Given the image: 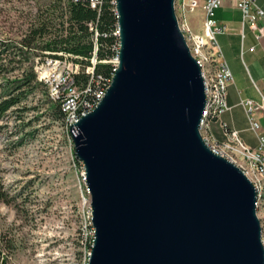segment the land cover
Instances as JSON below:
<instances>
[{"label": "water", "instance_id": "water-1", "mask_svg": "<svg viewBox=\"0 0 264 264\" xmlns=\"http://www.w3.org/2000/svg\"><path fill=\"white\" fill-rule=\"evenodd\" d=\"M119 63L72 133L96 229L89 264H264L256 189L206 144L202 68L176 0H116Z\"/></svg>", "mask_w": 264, "mask_h": 264}, {"label": "rangeland", "instance_id": "rangeland-1", "mask_svg": "<svg viewBox=\"0 0 264 264\" xmlns=\"http://www.w3.org/2000/svg\"><path fill=\"white\" fill-rule=\"evenodd\" d=\"M55 1L59 0H0V47H15L36 17L46 15ZM58 54L63 56L55 67L47 64L49 54L31 58L37 75L46 74L55 82L80 70L72 56ZM226 59L237 78L241 74L237 61L228 55ZM17 76V72L0 75V87ZM43 83L0 118V264H89L85 214L91 194L84 166L76 158L65 117L50 108V101L58 100L52 97L50 85ZM248 95L260 100L253 85L243 96ZM236 110L243 140L256 146L246 112Z\"/></svg>", "mask_w": 264, "mask_h": 264}, {"label": "built area", "instance_id": "built-area-1", "mask_svg": "<svg viewBox=\"0 0 264 264\" xmlns=\"http://www.w3.org/2000/svg\"><path fill=\"white\" fill-rule=\"evenodd\" d=\"M79 3L84 2L91 8L101 10L104 0H72ZM116 5V0H112ZM223 0H206L203 8L205 10L204 31L201 34L194 33L187 15L194 12L200 5L199 0H176V13L179 24L192 55L196 58L202 68L205 81L206 104L203 112L200 130L209 148L218 155H221L237 166L249 177L256 189L257 214L262 226V242L264 245V87L259 88L261 101L243 99L240 104L244 106L250 125V130L256 134L257 146L252 147L241 137L240 131L231 127L221 119L222 115L231 109L227 101L228 86L233 82L232 70L224 58L217 40V34L226 31L225 25H220L215 19V12L222 5ZM238 7L242 11L243 25L249 23L257 29L260 35H264V8L256 0H237ZM93 30V26H91ZM114 34L118 42L114 45L116 54L110 60L114 64V73L119 63L120 51V30L117 26ZM99 31L94 30V56L92 65L87 67L91 77L84 87L74 85V74L69 79L59 76L53 82L46 74L38 75L39 79L49 84L50 93L56 100L61 101L62 110L65 113V123L71 133H77V123L80 119L91 112L103 99L110 87L114 73L111 78L103 75H95L94 68L97 63ZM61 53V52H60ZM106 61V60H105ZM61 57L47 59L48 65L57 66ZM218 121L221 126L223 139L214 135L211 123ZM85 176V168L83 171ZM86 225L89 230L90 254L95 241L96 229L93 224V211L91 203L85 214ZM90 258V255H89Z\"/></svg>", "mask_w": 264, "mask_h": 264}, {"label": "trees", "instance_id": "trees-1", "mask_svg": "<svg viewBox=\"0 0 264 264\" xmlns=\"http://www.w3.org/2000/svg\"><path fill=\"white\" fill-rule=\"evenodd\" d=\"M61 2L55 1L46 15H38L15 47H10L9 44L0 47V75L18 73L12 80L7 78L6 84L0 87V118L23 104L30 94L44 85L38 80L34 65L30 62L35 56L49 54L59 57V52L69 54L80 64V70L74 74V85L79 87L87 85L91 73L86 70L92 65L94 56L95 29L99 31V35L96 54L98 61L94 73L105 78L112 77L114 64L110 60L116 54L114 45L119 40L114 34L118 26L114 2L104 0L101 10L93 9L84 2L66 0L64 5ZM50 108L65 117L60 100L58 102L51 100ZM76 158L78 159L77 156Z\"/></svg>", "mask_w": 264, "mask_h": 264}, {"label": "crops", "instance_id": "crops-1", "mask_svg": "<svg viewBox=\"0 0 264 264\" xmlns=\"http://www.w3.org/2000/svg\"><path fill=\"white\" fill-rule=\"evenodd\" d=\"M205 1L206 0H202L199 5L200 8L198 7L194 12H190L187 15V20L193 32L197 34H201L204 31L205 10L203 5ZM256 1L264 8V0ZM237 3V0H223L222 5L216 9L215 19L220 25H225L227 27L226 31L217 34V40L222 54L225 59L226 55L232 56L233 59L237 61L241 71V74L237 73V78L235 74H233L234 80L228 86L227 93V101L231 109L225 112L221 119L231 127L238 129L242 135L244 128L243 125H241L240 119L237 118L236 109H242L243 113L246 112L244 106L240 104L243 99L261 101V96L260 100H256L249 97L250 95L247 96L249 98H244L243 95L249 94V89L252 85L255 86L259 95V88L261 89L264 87V35H260L259 31L253 28L249 23L243 25L242 11ZM259 23L263 24L264 20H261ZM218 36L221 38L220 41ZM232 73L234 72L232 71ZM262 122L264 125L263 120ZM211 128L215 136L219 139H223L221 126L218 121H213L211 123Z\"/></svg>", "mask_w": 264, "mask_h": 264}]
</instances>
